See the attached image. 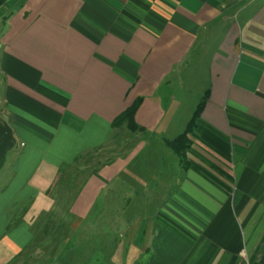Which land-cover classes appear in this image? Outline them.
Instances as JSON below:
<instances>
[{
	"label": "crops",
	"instance_id": "obj_1",
	"mask_svg": "<svg viewBox=\"0 0 264 264\" xmlns=\"http://www.w3.org/2000/svg\"><path fill=\"white\" fill-rule=\"evenodd\" d=\"M112 210L110 264H264V0H1L0 264Z\"/></svg>",
	"mask_w": 264,
	"mask_h": 264
},
{
	"label": "rangeland",
	"instance_id": "obj_2",
	"mask_svg": "<svg viewBox=\"0 0 264 264\" xmlns=\"http://www.w3.org/2000/svg\"><path fill=\"white\" fill-rule=\"evenodd\" d=\"M115 212L117 213L118 211ZM113 213V210L106 211L104 218L95 227L90 228V225H86L88 227L83 228V232L81 231L78 236L72 235L63 242L60 240L55 242L59 246L57 249H54V256L46 264H110L109 256L113 252V244L110 246L109 239L112 240L113 237L111 236L114 233L113 225H111V215ZM94 216L95 213L93 211L90 214V218L86 220V223L91 224ZM88 228L90 229V233H88ZM113 236L119 237L118 234ZM80 237L83 238L80 239ZM100 245H103L105 248H101L102 246ZM105 254H109L108 258L103 259L100 257Z\"/></svg>",
	"mask_w": 264,
	"mask_h": 264
},
{
	"label": "trees",
	"instance_id": "obj_3",
	"mask_svg": "<svg viewBox=\"0 0 264 264\" xmlns=\"http://www.w3.org/2000/svg\"><path fill=\"white\" fill-rule=\"evenodd\" d=\"M1 3V0H0ZM138 102L125 109L115 120V124L126 123L131 130H137L138 127L134 122L133 116L137 108ZM198 116V110L192 115L185 130L176 138L168 141L167 144L171 147L176 154L182 156L185 147L188 145V134L193 129L194 122Z\"/></svg>",
	"mask_w": 264,
	"mask_h": 264
}]
</instances>
